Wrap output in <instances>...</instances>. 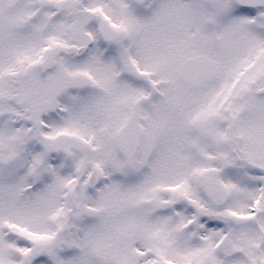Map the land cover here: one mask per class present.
<instances>
[{
	"label": "snow or ice",
	"instance_id": "6c2138e0",
	"mask_svg": "<svg viewBox=\"0 0 264 264\" xmlns=\"http://www.w3.org/2000/svg\"><path fill=\"white\" fill-rule=\"evenodd\" d=\"M0 264H264V0H0Z\"/></svg>",
	"mask_w": 264,
	"mask_h": 264
}]
</instances>
